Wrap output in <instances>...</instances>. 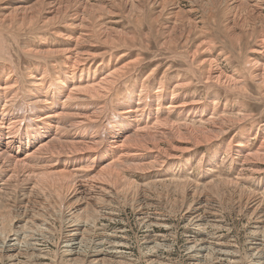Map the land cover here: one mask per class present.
Returning a JSON list of instances; mask_svg holds the SVG:
<instances>
[{
    "label": "bare ground",
    "instance_id": "6f19581e",
    "mask_svg": "<svg viewBox=\"0 0 264 264\" xmlns=\"http://www.w3.org/2000/svg\"><path fill=\"white\" fill-rule=\"evenodd\" d=\"M199 13L206 22L194 17ZM122 20L138 29L137 37L107 24ZM207 35L228 45L245 78L222 73ZM25 38L29 41L19 47ZM136 40L147 48L152 40L172 60L187 58L190 72L207 90L253 97L248 91L253 88L264 101V0H0V264H45L41 261L49 252L42 244L55 235L56 257L47 264H123L117 250L122 240H112L104 220L114 221L124 204L148 229L164 225L148 211L150 188L157 182L138 185L123 173L157 170L163 176L173 169L177 154L212 143L228 133V126L247 120L246 113L217 117L223 113L215 109L217 96L209 95L215 98L210 102L188 96L190 84L181 76L148 81L155 73L148 72L133 88L119 90L140 59L117 66L122 56L114 53ZM13 45L18 52L11 53ZM21 63L24 76L16 65ZM188 120H197L200 128ZM235 150L249 178L263 171V140L252 152L244 153L239 145ZM217 161L215 155L212 162ZM232 161L229 154L222 162ZM185 162L183 172L197 161ZM205 183L179 180L164 187L193 232L185 243L189 264L237 253L207 233L221 227V220H208L207 213L218 212L206 206L210 195L222 189L250 208L245 214L255 221L247 239L250 264H264V199L235 181ZM256 186L264 191L261 181ZM151 239H146L148 248ZM147 264L159 261L151 256Z\"/></svg>",
    "mask_w": 264,
    "mask_h": 264
},
{
    "label": "rangeland",
    "instance_id": "374dc122",
    "mask_svg": "<svg viewBox=\"0 0 264 264\" xmlns=\"http://www.w3.org/2000/svg\"><path fill=\"white\" fill-rule=\"evenodd\" d=\"M180 4H181V9L183 10L187 9L186 7L188 5L185 2L181 1ZM194 17H198V19H200L201 22L207 20L202 13L194 15ZM221 21L224 23L223 18H221ZM107 24L109 27L113 26V27L118 28L119 30L123 29L122 30L123 32L132 34L134 36L136 35L137 37L136 32L138 31V29L134 28L133 25L128 24V22H126L125 20H122L119 23L111 22ZM146 30L147 28L145 27L144 31ZM212 37L213 36L211 35H207V37L205 36L206 39H209L208 41L213 42L212 43L213 45L211 48L212 49L211 55L214 59L216 58L215 60L218 62L217 66L218 67L220 66L219 69L222 71V73L224 75L231 76L238 80H242L243 78H245L246 76L244 75L245 73H244V70H242L241 68L240 62L236 60V58L229 52L231 50H229L230 48L228 47V45H224V44L222 45L220 43L218 44V42H216L214 39L211 40ZM50 39L51 41H54V38H52L51 36H50ZM27 41H29V39L25 38V40L24 39L20 40L19 47H21L22 43L24 45ZM59 41L61 40L59 39ZM59 41H58V44H59ZM152 43H153L152 40H149L147 42L148 45L144 43L143 45L146 44L148 46L147 48L144 46L142 47L139 44V40H136L133 47L122 48L120 50L115 51L114 54H117V57L122 56L120 60L118 61L116 60L117 66H120V64H124L126 61H128L131 58L140 59L139 64L141 65L140 66L138 64L137 66L131 68V70H133L131 71V74H132L131 78L128 80L125 86L119 85L118 86L119 90L124 91L127 88L132 87L131 85H133L139 78H142V77L144 78L145 76L143 75L148 72H155L154 75L150 77L151 79L150 78L148 79V81L153 80L154 77L158 81H161L162 79L163 81H168V80L170 81V79L173 77L181 76V78L185 79L186 82L190 84L186 90V92H188L187 93L188 96L196 97L198 100L200 99L201 102L203 101L205 102L207 100L209 102L214 101L215 98L214 97L209 98L208 97L209 95L217 96V107L215 109L217 110L218 108L219 110H223L222 115H217V117L218 116H226V117L245 116V113L247 117V120H245V122L242 121L240 124H237L238 126H235L233 129L232 127L228 126V128H231V129H228V128L225 129V131H227L228 133L226 132L227 134L221 136L220 138L213 141L212 143L206 144L201 147H195V148L189 147L190 150L177 154L176 155L177 158H174L172 160L171 165L173 166V169H171V172H168V173L166 172L167 175L165 173L163 176H161L157 170L155 171L150 170V172L143 173L144 175L142 173H133L132 175V173L128 171H125L127 173L125 172L123 173L126 179H128L129 181H133L135 184H138V185L140 184L142 185V183L144 185L145 182H146L145 184L157 182L156 186H153L150 188L149 196L151 197L150 198L151 207L148 208V211L151 213L152 220L156 219V220H160L161 222L163 221L162 223L164 225L162 227L155 226L154 228L148 229L146 225L141 224V222L134 215L133 211L124 204L121 206L122 208L119 211L120 213L117 214L118 216H116L117 218L114 221L112 220L103 221V225L105 226V232L108 233L111 237H114L112 238V240L113 241L115 240L117 242L121 238L120 240H122V243L124 242L123 245L122 243L120 244L119 246L120 249L119 248L117 249L119 250V254L122 255L121 256L118 254L119 256L123 258V261H124L123 264L124 263L125 264H147L148 258L151 256L156 258V260L159 261V264H189L188 256H187L188 250L186 249L185 243H186V237L188 235H191L193 232L190 230H187V228L185 227L184 218L182 217V214L179 213V210L177 208V199L174 196L166 195L168 193L164 191V187L167 184H170L171 182H175V183L179 182V180H190L194 184L197 183L195 185H198L200 187L203 186L202 184H204L205 182L206 183H218L220 181H224V182L235 181L240 187L246 189L247 191L255 193L257 195L259 194L258 196L264 199V195H263L264 191L261 189H258L256 186V184L260 181L262 185L264 186V166H262L263 171L260 174H255L256 176L255 175H254L255 177L251 176L250 177L251 179H250L249 178L250 174L246 169L247 165L243 164V159H242L243 157L240 154L236 156L237 152L235 150L236 146L239 145V146H242V149L244 148L246 150L245 152L243 151L244 153L252 152L258 147V145L260 144L262 140L264 141V138H263L264 136L262 137V135H264V101L261 99H257L258 96L256 95L255 93L256 91L253 88L248 89V91L252 93L253 97L252 96L247 97L245 95H240L239 93L235 94V93L225 92L224 90L222 91V89H219L217 87H213L207 90L204 87V85L199 83L198 78H196V76H194L192 72H190L189 70L190 65H188L189 60L187 58L183 59L182 61H175V59L172 60L168 53L158 50L157 47L154 45V43L153 44ZM12 47H13V50L11 49V53L12 51L18 52L19 47H16L14 45ZM220 47L222 48L220 49ZM153 48L154 50H152ZM247 57H250V56L247 54ZM17 59L18 58H16L15 63H17L18 61ZM16 65L23 72V76H24V72L26 71L25 70L26 65L24 63L16 64ZM191 66H195V63L194 65L191 64ZM47 67L49 69L50 65L47 64ZM235 75H238V76L234 77ZM187 122H188L187 124L191 125L192 128H200L201 124L197 120L195 121L188 120ZM242 126H245V127L243 128ZM242 131H245V132H242ZM250 137L252 138V140H250ZM218 148L221 150H219ZM224 150L225 151L228 150L226 151L228 153H226ZM217 151H218V154H217ZM229 154L233 156L234 161L230 163H223L222 161L225 158H227ZM215 155L218 156V161L213 163L212 159ZM180 158L182 159L180 160ZM104 159L105 157H103L102 162L104 161ZM186 159H189V160L193 159L195 162L197 161L196 162L197 164L194 163L192 167L190 166L186 171L183 172V170L187 167L186 162H185ZM175 168H178L179 170V173L177 175H176ZM165 178H167V181ZM239 178H240V181H239ZM241 179L243 180L241 181ZM159 182H162L164 185L158 184ZM156 203H157V206L155 205ZM206 208L211 209V211L218 212L217 213L218 216L217 215L213 216L207 213L208 220H217V221L221 220L222 221V222L220 221L221 222L220 228H214V229L208 228L207 233H209L211 236H214V237L217 236L216 238H219L221 242L231 245L232 250L237 253H235L231 257V259L225 257L222 254L216 255V256L211 255L209 257L210 259L207 258L204 264H241V263L250 264V260H251L250 254L252 253L248 250L247 239L251 234L250 233L251 230H253L254 228L253 226L255 222L253 218L249 219V217L245 216V214L250 210V208H244V205L240 201L238 196H236L234 193H232V191L228 189L218 190V191H215L213 194H211L208 199V205L206 206ZM147 236L149 238H152L151 240H153L155 244V245L153 244L149 248L146 245V239L148 238ZM56 238L57 236L55 235L54 237L51 238L50 242L42 244L41 248L49 252L48 260H43L41 261L42 263L47 264L50 259H54V257H56V255L54 254L56 253L55 252L56 251L55 249ZM59 251L61 253L60 248H59ZM111 260L114 261L115 260L114 257ZM58 264H65V262L59 261ZM112 264H115V263L112 262Z\"/></svg>",
    "mask_w": 264,
    "mask_h": 264
}]
</instances>
